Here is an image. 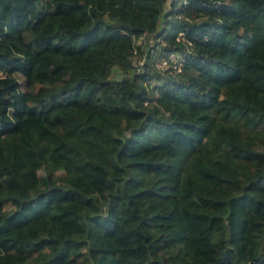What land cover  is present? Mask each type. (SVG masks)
I'll use <instances>...</instances> for the list:
<instances>
[{"label":"trees","instance_id":"1","mask_svg":"<svg viewBox=\"0 0 264 264\" xmlns=\"http://www.w3.org/2000/svg\"><path fill=\"white\" fill-rule=\"evenodd\" d=\"M0 264H264V0H0Z\"/></svg>","mask_w":264,"mask_h":264},{"label":"rangeland","instance_id":"2","mask_svg":"<svg viewBox=\"0 0 264 264\" xmlns=\"http://www.w3.org/2000/svg\"><path fill=\"white\" fill-rule=\"evenodd\" d=\"M160 23H161V19L159 20L157 24V28H159ZM149 37L150 36H147V35L142 36L141 38L136 40V44L146 43ZM131 60H132V64L135 67H138L140 65L142 58H137L134 55L131 58ZM120 76H121V73L119 69L116 67H113L110 73V77L117 79ZM16 77L18 80L19 89L25 92L33 93L41 86L51 85L49 79L43 80L42 82L33 81L31 83H26V81L21 76L16 74ZM58 102L60 104H63L64 100L61 97H59ZM27 105H28V109L18 124L16 135L13 139V142H11V144L17 152V158H18L17 160L24 167L26 175L29 176L31 174V165L29 163L28 147L26 144H23L18 140V135L31 133L34 137H40L46 140L47 134L43 129V122L45 121V116L48 110L51 108L52 103L44 102L41 104H34L32 102H28ZM49 156L51 157L52 155L49 154ZM56 172L61 173L62 170L60 168H57ZM41 173H42L41 170L36 171V174H41ZM4 207L7 209L10 206L4 205Z\"/></svg>","mask_w":264,"mask_h":264},{"label":"built area","instance_id":"3","mask_svg":"<svg viewBox=\"0 0 264 264\" xmlns=\"http://www.w3.org/2000/svg\"><path fill=\"white\" fill-rule=\"evenodd\" d=\"M182 60V55L177 53H170L167 59H154V65L158 69H171L173 71H178L180 68V62Z\"/></svg>","mask_w":264,"mask_h":264}]
</instances>
